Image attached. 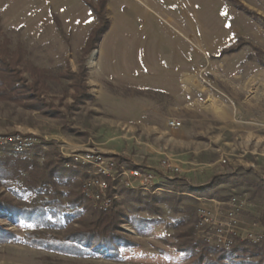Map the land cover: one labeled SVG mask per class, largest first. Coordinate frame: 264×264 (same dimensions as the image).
<instances>
[{
    "label": "rangeland",
    "instance_id": "1",
    "mask_svg": "<svg viewBox=\"0 0 264 264\" xmlns=\"http://www.w3.org/2000/svg\"><path fill=\"white\" fill-rule=\"evenodd\" d=\"M237 2L108 0L110 28L86 62L89 98L77 103L72 81L61 75L79 72L98 24L89 7L82 0H0V44L8 38L12 50L20 46L51 77L39 110L0 101V136L32 138L26 154L41 163L64 162L60 188L67 194L79 182L85 202L66 230L44 239H65L93 210L117 206L127 241L118 255L94 245V256L81 257L0 234V264H202L194 263L196 250L188 243L208 245L200 210L223 219L233 198L244 204L234 246H208L228 254L225 264H242L237 246L264 244V66L250 58L264 53V0ZM172 120L180 129L169 127ZM86 152L116 164L103 202L85 189L96 177L94 167L72 159ZM166 159L172 168L163 166ZM135 169L156 181L128 187L130 179L119 174ZM0 195L14 199L1 181ZM1 231L22 239L31 227L0 209Z\"/></svg>",
    "mask_w": 264,
    "mask_h": 264
},
{
    "label": "trees",
    "instance_id": "2",
    "mask_svg": "<svg viewBox=\"0 0 264 264\" xmlns=\"http://www.w3.org/2000/svg\"><path fill=\"white\" fill-rule=\"evenodd\" d=\"M82 1L89 7L98 24L91 30L83 48L79 72L68 69L65 75H61L62 78L67 77L66 79L72 81L70 86L76 91L74 100L77 103H82L89 98L86 84L87 57L95 50L110 28V20L106 13L108 0ZM228 1L235 5L239 3L237 0ZM239 9L249 12L241 5ZM237 49L229 50L227 53L236 52ZM26 57V51L20 46L15 50L11 49V41L8 38L0 44V101L39 110L44 103L42 97L49 89L50 71L34 66ZM250 58L264 66L262 51L252 54ZM25 73L30 74V80L25 77ZM26 153H16L11 148L10 150L0 149L1 186L14 197L9 199L0 195V209L13 211L16 223L29 225L31 232H27L22 239L16 234L4 231L0 234L7 236L9 242H20L81 257L94 256L91 250L94 245L106 246L118 255L127 241L120 234L122 215L125 216V214L117 210V206L107 213L93 210L91 220L83 228L72 231L65 239L54 238L50 242L44 239L49 231L66 230L67 225L82 214L81 209L85 202L77 192L79 182L67 194L60 188L63 178L59 169H64V162L60 160L56 162L54 159L41 163L36 154L30 156ZM72 175L76 179V173ZM139 196L140 193L136 198H140ZM164 202L167 203L168 200L164 199ZM151 206L154 207L153 204ZM186 243L183 241V245ZM188 243L194 245L196 250L195 256H192L194 263L225 264L228 254L224 251L216 250L196 240L188 241ZM234 253L243 259L242 264H263L264 244L243 243L236 247ZM248 254H251V258H247Z\"/></svg>",
    "mask_w": 264,
    "mask_h": 264
},
{
    "label": "built area",
    "instance_id": "3",
    "mask_svg": "<svg viewBox=\"0 0 264 264\" xmlns=\"http://www.w3.org/2000/svg\"><path fill=\"white\" fill-rule=\"evenodd\" d=\"M169 127L177 130L180 129L181 123L177 120H172L169 122ZM35 145V140L28 137L23 136H0V146H8L16 153H26L33 149ZM72 159L75 163L79 165H88L93 166L95 169L96 177L88 180L85 184V189L90 192L91 196L96 200L103 202L105 201V196L109 190V183L106 178L113 177L112 171L116 170V164H114L113 160L107 159L101 154H97L96 152H86L84 154H77L72 156ZM164 167L172 168L169 164L168 159L163 161ZM123 171L119 174L120 179H130L126 181V185L128 187L134 184H140L143 186H151L156 181V175L143 171L140 169ZM126 176V177H125ZM115 180V179H114ZM231 208L227 211V215L225 218H218L214 216L211 212H207L206 210H200L201 213V223L202 230H205V242L213 247H222L225 249H230L234 246V241L236 237H238V233L236 231V225L238 223V215L243 208L244 204L242 202H238L236 198L230 200ZM247 239L252 241H256L258 239L253 236V234H249L246 236ZM259 241V240H258Z\"/></svg>",
    "mask_w": 264,
    "mask_h": 264
}]
</instances>
